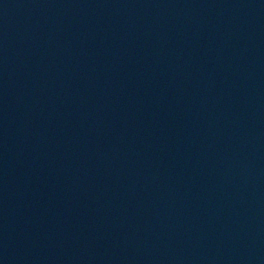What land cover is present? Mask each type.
<instances>
[{
	"label": "water",
	"instance_id": "water-1",
	"mask_svg": "<svg viewBox=\"0 0 264 264\" xmlns=\"http://www.w3.org/2000/svg\"><path fill=\"white\" fill-rule=\"evenodd\" d=\"M0 264H264V0H46L0 63Z\"/></svg>",
	"mask_w": 264,
	"mask_h": 264
}]
</instances>
